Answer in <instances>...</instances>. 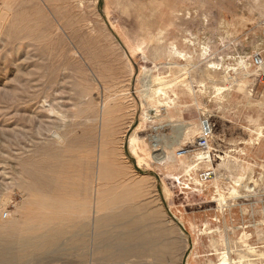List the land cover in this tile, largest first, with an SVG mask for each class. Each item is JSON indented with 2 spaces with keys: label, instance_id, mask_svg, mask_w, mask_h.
Returning <instances> with one entry per match:
<instances>
[{
  "label": "rangeland",
  "instance_id": "obj_1",
  "mask_svg": "<svg viewBox=\"0 0 264 264\" xmlns=\"http://www.w3.org/2000/svg\"><path fill=\"white\" fill-rule=\"evenodd\" d=\"M158 5L173 19L149 42ZM143 41L146 57L133 51ZM170 98L178 113H156ZM204 118L209 160L178 157ZM164 155L186 167L167 170ZM208 167L216 197L186 174ZM99 214L112 216L97 226ZM125 231L132 246L112 248ZM224 253L264 264V0H0V264H223Z\"/></svg>",
  "mask_w": 264,
  "mask_h": 264
},
{
  "label": "bare ground",
  "instance_id": "obj_2",
  "mask_svg": "<svg viewBox=\"0 0 264 264\" xmlns=\"http://www.w3.org/2000/svg\"><path fill=\"white\" fill-rule=\"evenodd\" d=\"M157 32V31H156ZM164 31L162 30V29H160L159 31H158V34L157 35H153L150 39H149V42H151V41H156L157 39H159V37L161 36H158L159 34H161V33H163ZM160 41V40H159ZM146 43H147V41H143V42H140V43H138L135 47H134V50L133 51H136V52H140V53H142V55L144 56V57H146V49H147V47H146ZM149 47H151V46H149ZM148 47V48H149ZM154 49H156V48H154ZM171 49H172V54L173 55H175V54H178L180 57H185V55L186 54H184L182 51H180V50H178V47H177V45H176V43H172V46H171ZM155 51V50H154ZM156 52V51H155ZM159 53V52H158ZM157 54V53H156ZM153 57V56H152ZM160 59V58H159ZM149 60V59H148ZM155 61V60H154ZM191 64V63H190ZM149 65V64H148ZM152 65H154V64H152ZM170 65H172V64H170ZM179 66H183V65H181V64H178ZM143 66V65H142ZM211 66V65H210ZM212 66H214V65H212ZM155 67H158L159 68V65L158 64H155ZM144 68L145 69H148V66H146V65H144ZM185 70V69H184ZM181 71V70H180ZM184 73H186V72H184ZM189 72H187V74H188ZM190 74V73H189ZM178 76V75H177ZM176 77V76H175ZM188 77V76H187ZM180 78V77H179ZM184 78V77H183ZM158 79V78H157ZM159 79H160V77H159ZM171 79V78H170ZM187 79V78H186ZM177 80V79H176ZM180 80V79H179ZM192 80V79H191ZM170 81V80H169ZM183 81V80H182ZM162 82V81H161ZM165 82V81H164ZM177 82V81H176ZM168 83V82H167ZM178 83V82H177ZM171 84V83H170ZM186 84V83H185ZM168 85V84H167ZM191 85V84H190ZM190 85H182L183 86V88L184 87H186V90H188L189 92H191V94L193 95L194 94V91H193V88L190 86ZM169 87H171L172 89H173V92H175L174 91V87H176V85L175 84H171L170 86H168V88ZM181 88V87H180ZM156 89V88H155ZM163 89V88H162ZM165 89V88H164ZM219 90H223V87H219L218 88ZM157 90V89H156ZM183 91V90H182ZM172 92V93H173ZM184 92V91H183ZM159 93V92H158ZM163 94H165L164 92H162ZM170 93V92H169ZM187 93V92H186ZM175 95H176V92H175ZM188 95V94H187ZM224 95V94H223ZM148 96V95H147ZM159 96V95H158ZM169 96V95H168ZM111 98V97H110ZM151 98V97H150ZM155 98V97H154ZM162 98V97H161ZM165 98V97H164ZM185 99V98H184ZM108 100H110V99H108ZM151 100H154L153 98L151 99ZM156 100V99H155ZM160 100V99H159ZM183 100V99H182ZM185 101V100H184ZM186 102H187V100H186ZM110 103H111V105L112 104H114V105H116V102H114V101H112V102H109V101H107L105 104H102V105H104L103 106V115L104 114H106V113H108L109 112V110H110V108H111V105H110ZM118 103V102H117ZM181 103V102H180ZM158 104V105H157ZM157 104H156V106H155V108H154V110H155V112L157 113L158 112V106H166L167 107V109H168V114H173V112H175V111H179V106H180V104L179 103H177V101L174 99V98H170L168 101H158L157 102ZM160 104V105H159ZM182 104V103H181ZM188 104V103H187ZM186 104V105H187ZM102 107V106H101ZM101 109V108H100ZM101 111H102V109H101ZM176 113V112H175ZM178 113V112H177ZM176 113V114H177ZM175 114V115H176ZM100 117H102V116H100ZM98 119V118H97ZM99 119H101V118H99ZM209 121V120H208ZM209 123H210V121H209ZM210 128H211V130H212V125L210 124ZM204 129V125H203V122H202V125H201V128H200V131H201V133H202V130ZM139 132V131H138ZM215 134H216V132L215 131H212V135H211V138H213L214 136H215ZM144 135V134H143ZM145 137V136H144ZM140 142H141V145H140ZM129 143H130V148H131V150H132V152L134 153V155H135V157H136V159H137V161H138V163H140V164H142L145 160H146V158H145V156H143L142 155V153L141 152H143V153H145V148H143V146H146L145 145V143H144V138L141 136L140 137V135L138 136L137 134L135 135V136H132V137H130V139H129ZM209 149H211V147H209ZM141 151V152H140ZM161 163L167 168V170H169V171H172V170H178V171H180V170H182V169H184L185 167H186V163L184 162V161H181V162H179L176 158H174L172 155H164L163 156V160L161 161ZM190 171H192V169H190L189 170V172ZM192 179L193 180H195L197 183H198V185H199V187L200 186H202V185H204V187L202 188V191L204 192V191H207V192H209L210 193V195H216V193H218V190H217V187H218V179H213V181L211 182V183H202V182H200V181H198L197 180V178H196V176L195 177H192ZM198 189V188H197ZM216 197V196H215ZM215 197H213L214 198V201H216V202H218V205H219V208L220 209H224V207L226 206V207H230L229 206V204L228 203H225V205L223 204L224 203V200L222 199V200H220L219 198H215ZM216 199V200H215ZM218 200H220V201H218ZM98 204V203H97ZM99 208V210H98V213H99V211H101L102 210V207L101 206H99L98 207ZM224 211V210H223ZM110 216H112V214H110V215H106V214H104V215H101V214H99L98 216H96L95 217V219H96V221H95V224H97V226L102 222V221H104V218L105 217H110ZM114 243H113V246H112V248H114V249H116V247H117V245L121 242V241H123V242H125V244L127 245L128 244V248H129V244H131V246H132V243H133V238H132V233H131V231H125V232H122V233H114ZM239 239V238H238ZM127 249V248H126ZM256 252V251H255ZM114 255H115V252H114ZM235 258V257H234ZM234 261V260H233ZM223 264H231V261H230V258H228V256H227V254L226 253H224V255H223ZM248 264H255V263H253V262H249Z\"/></svg>",
  "mask_w": 264,
  "mask_h": 264
},
{
  "label": "built area",
  "instance_id": "obj_3",
  "mask_svg": "<svg viewBox=\"0 0 264 264\" xmlns=\"http://www.w3.org/2000/svg\"><path fill=\"white\" fill-rule=\"evenodd\" d=\"M252 63L255 66L263 65V59H262V56L260 53H256L253 55ZM203 125H204V129L202 130L201 135L198 137V140L196 141L195 146L194 147L193 146H184V147L180 148L176 153V155L178 157H188L189 155H191L193 153V151L195 150L194 148H196L197 150L200 151L196 155L197 156L196 158L199 161V163L209 160V158H210L209 147H210V143H211L212 130L210 128V123H209L208 119H206V118L203 119ZM192 172H193V170L186 173L187 176L190 177V179H192V176H194ZM215 173L216 172L214 169L208 167V168L199 172V174H198L199 180L198 181H200L202 183H207L208 181H210L214 178ZM188 177H187V179H188ZM181 178H182V176H180L177 180L179 183H181V180H180ZM194 189L196 190V188H194Z\"/></svg>",
  "mask_w": 264,
  "mask_h": 264
},
{
  "label": "crops",
  "instance_id": "obj_4",
  "mask_svg": "<svg viewBox=\"0 0 264 264\" xmlns=\"http://www.w3.org/2000/svg\"><path fill=\"white\" fill-rule=\"evenodd\" d=\"M107 2H109L110 4L112 2H116L118 0H105ZM160 1V0H159ZM163 5H164V2L162 1ZM172 13V12H171ZM169 15H170V8L168 6H161L158 5V9H157V12H156V24L159 26L161 25L162 27L160 29H162L163 31L166 29V30H169L168 27H166L170 21V18L171 20L173 19V17H170L169 18Z\"/></svg>",
  "mask_w": 264,
  "mask_h": 264
}]
</instances>
